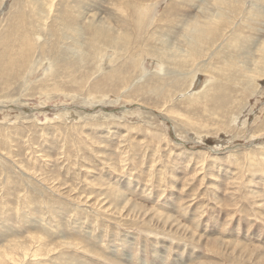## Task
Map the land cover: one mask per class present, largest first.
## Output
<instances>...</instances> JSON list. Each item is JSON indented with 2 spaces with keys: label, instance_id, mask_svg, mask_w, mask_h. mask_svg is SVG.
I'll list each match as a JSON object with an SVG mask.
<instances>
[{
  "label": "rangeland",
  "instance_id": "1",
  "mask_svg": "<svg viewBox=\"0 0 264 264\" xmlns=\"http://www.w3.org/2000/svg\"><path fill=\"white\" fill-rule=\"evenodd\" d=\"M0 264H264V0H0Z\"/></svg>",
  "mask_w": 264,
  "mask_h": 264
},
{
  "label": "bare ground",
  "instance_id": "2",
  "mask_svg": "<svg viewBox=\"0 0 264 264\" xmlns=\"http://www.w3.org/2000/svg\"><path fill=\"white\" fill-rule=\"evenodd\" d=\"M21 21H22V26L24 25V23H25V20H23L22 18H21ZM21 30H22V36H21V39H22V44H21V46H20V48L22 47H24L23 48V52L22 53H20V56H21V61H20V65H22V66H25V64H27V61L29 62V56L25 53L26 52V50H28L29 48L31 49V50H33L34 49V44L32 43L33 41L30 39V38H27V36H28V33L29 32H27V31H25V28H22L21 27ZM202 33V35L203 34H205L204 32H201ZM198 35V34H197ZM196 35V36H197ZM199 35H200V33H199ZM201 35V36H202ZM20 36V35H19ZM206 36V35H205ZM29 37V36H28ZM204 37V36H203ZM199 38V37H198ZM201 39V38H200ZM19 40V39H18ZM197 40V39H196ZM16 41H17V39H16ZM197 42H199V41H197ZM20 43V42H19ZM21 48V49H22ZM159 51V50H158ZM30 52V51H29ZM33 52V51H32ZM160 52V51H159ZM155 54V53H154ZM146 56V55H145ZM11 58V57H10ZM13 59V58H12ZM134 58H132L131 59V66H133V68L135 69V70H137L138 71V65L134 62V60H133ZM19 60H20V58H19ZM129 60V59H128ZM17 61H18V58H17ZM140 61V60H139ZM11 63L12 64H15V62L13 61V60H11ZM126 63H128V62H126ZM28 66V65H27ZM31 66V65H30ZM129 68V67H128ZM169 68V67H168ZM167 68V69H168ZM126 69V68H125ZM140 69V68H139ZM126 71H129V70H126ZM145 70L143 69V72H144ZM123 72H124V69L123 68H117L116 66H115V68L108 74V76H106L105 77V81H106V83L107 84H111L113 81H118L119 79L121 80V78H122V76H123ZM130 73V72H129ZM175 73V72H174ZM131 75V74H130ZM129 75V76H130ZM127 76H128V74H127ZM123 79V78H122ZM17 80V79H16ZM90 80V79H89ZM124 80V79H123ZM133 80V79H132ZM130 81V80H129ZM93 82H95V81H93ZM100 83H102V82H100ZM114 83V82H113ZM127 83V82H126ZM140 83V82H139ZM155 83V82H154ZM49 84V83H48ZM98 84H94V86H95V88H98V86H97ZM100 85V84H99ZM36 86V85H35ZM118 86V85H117ZM129 86V85H128ZM43 88V87H42ZM129 88V87H128ZM132 88V87H131ZM139 88V87H138ZM148 88H150V87H148ZM41 89V88H40ZM44 89V88H43ZM189 89V88H188ZM131 90V89H130ZM152 90V89H151ZM125 91H126V89H125ZM145 91H146V88H145ZM153 91L154 92H158V93H160V92H164V89L162 88V87H157V88H153ZM152 91V92H153ZM158 93H156V94H158ZM167 93V92H166ZM186 94V93H185ZM200 94V92H195V93H192L191 95H193L192 97H190L191 99H194V98H196L198 95ZM155 95V94H154ZM159 96H161L160 94H158ZM184 95V94H183ZM190 95V96H191ZM159 96H156V97H159ZM163 97V96H162ZM182 97V96H181ZM201 97V96H200ZM185 98V97H184ZM162 99V98H161ZM189 99V98H188ZM187 99V100H188ZM163 100V99H162ZM192 104V103H191ZM193 104H194V102H193ZM193 106V105H192Z\"/></svg>",
  "mask_w": 264,
  "mask_h": 264
}]
</instances>
